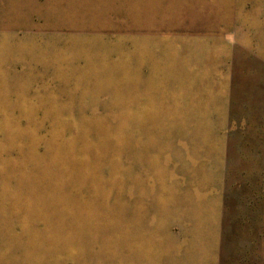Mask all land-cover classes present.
Here are the masks:
<instances>
[{
    "label": "rangeland",
    "instance_id": "rangeland-1",
    "mask_svg": "<svg viewBox=\"0 0 264 264\" xmlns=\"http://www.w3.org/2000/svg\"><path fill=\"white\" fill-rule=\"evenodd\" d=\"M0 264H264V0H0Z\"/></svg>",
    "mask_w": 264,
    "mask_h": 264
}]
</instances>
